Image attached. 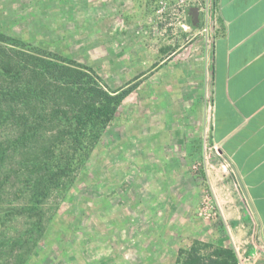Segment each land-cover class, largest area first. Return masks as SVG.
Segmentation results:
<instances>
[{
    "label": "rangeland",
    "instance_id": "rangeland-1",
    "mask_svg": "<svg viewBox=\"0 0 264 264\" xmlns=\"http://www.w3.org/2000/svg\"><path fill=\"white\" fill-rule=\"evenodd\" d=\"M215 0H0V33L91 69L120 103L25 264H263L210 137Z\"/></svg>",
    "mask_w": 264,
    "mask_h": 264
},
{
    "label": "trees",
    "instance_id": "trees-1",
    "mask_svg": "<svg viewBox=\"0 0 264 264\" xmlns=\"http://www.w3.org/2000/svg\"><path fill=\"white\" fill-rule=\"evenodd\" d=\"M119 103L91 69L0 33V264L36 251Z\"/></svg>",
    "mask_w": 264,
    "mask_h": 264
},
{
    "label": "crops",
    "instance_id": "crops-1",
    "mask_svg": "<svg viewBox=\"0 0 264 264\" xmlns=\"http://www.w3.org/2000/svg\"><path fill=\"white\" fill-rule=\"evenodd\" d=\"M214 7L210 137L252 204L264 245V0H215Z\"/></svg>",
    "mask_w": 264,
    "mask_h": 264
},
{
    "label": "water",
    "instance_id": "water-1",
    "mask_svg": "<svg viewBox=\"0 0 264 264\" xmlns=\"http://www.w3.org/2000/svg\"><path fill=\"white\" fill-rule=\"evenodd\" d=\"M248 204H249V207H250L251 209H253L252 204H251L250 201H248Z\"/></svg>",
    "mask_w": 264,
    "mask_h": 264
}]
</instances>
